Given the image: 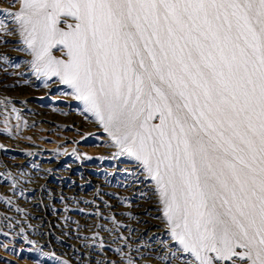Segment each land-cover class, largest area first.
I'll list each match as a JSON object with an SVG mask.
<instances>
[{
	"label": "snow or ice",
	"instance_id": "6c2138e0",
	"mask_svg": "<svg viewBox=\"0 0 264 264\" xmlns=\"http://www.w3.org/2000/svg\"><path fill=\"white\" fill-rule=\"evenodd\" d=\"M18 18L102 121L101 99L109 122L141 121L125 150L153 173L179 244L199 264H264V0H23Z\"/></svg>",
	"mask_w": 264,
	"mask_h": 264
},
{
	"label": "bare ground",
	"instance_id": "6f19581e",
	"mask_svg": "<svg viewBox=\"0 0 264 264\" xmlns=\"http://www.w3.org/2000/svg\"><path fill=\"white\" fill-rule=\"evenodd\" d=\"M22 2L0 0V111L25 118L34 129L63 131L72 145L0 142V241L47 254L54 264H199L172 235L166 198L153 173L125 150L138 149L139 138L132 145L131 134L141 131V121L132 127L123 122L126 116L109 122L117 110L101 99L102 121L73 86L53 74L55 65L37 61L18 18ZM60 19L61 30L75 24L72 17ZM50 51L67 61L63 45ZM158 117L149 127L160 124ZM90 139L102 142L92 154L77 146ZM15 154L22 163L13 162Z\"/></svg>",
	"mask_w": 264,
	"mask_h": 264
},
{
	"label": "rangeland",
	"instance_id": "374dc122",
	"mask_svg": "<svg viewBox=\"0 0 264 264\" xmlns=\"http://www.w3.org/2000/svg\"><path fill=\"white\" fill-rule=\"evenodd\" d=\"M14 3L17 4V1H14ZM145 112H147V109H145ZM158 116H160V113L156 112L149 121L154 124L159 123L157 121L159 120ZM77 134L78 133L74 135L76 136ZM8 138L17 139V141L23 145L29 144L30 142H38L45 145L46 148L49 147L51 149L72 145V142L66 139L63 131H47L44 128L34 129L28 125L25 118L17 115L15 117V115L11 113L0 111V142L3 144L9 143L7 141ZM101 145L102 142L97 139H90L89 141H85L84 144L77 143V146L81 147L82 150L88 152L89 154L95 153ZM45 153L50 154L47 151ZM12 158L14 163H22L21 155L15 154ZM237 251L243 252L245 249H237ZM0 262V264H5L7 262L12 264H54L49 255L42 254L37 251L27 253L26 249L18 250V247L12 244L9 239L0 241ZM248 263L250 264V262ZM57 264H66V262L64 260H60Z\"/></svg>",
	"mask_w": 264,
	"mask_h": 264
}]
</instances>
